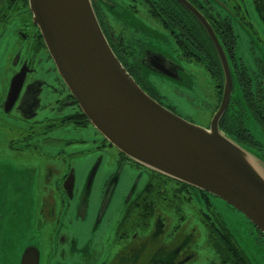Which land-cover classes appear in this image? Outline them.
<instances>
[{
    "label": "flooded vegetation",
    "instance_id": "obj_1",
    "mask_svg": "<svg viewBox=\"0 0 264 264\" xmlns=\"http://www.w3.org/2000/svg\"><path fill=\"white\" fill-rule=\"evenodd\" d=\"M187 1L210 24L226 53L231 70L232 94L219 120V128L239 143L264 153V144L257 141L246 126L247 119L252 118L264 132V53L257 56L252 46V66L238 54L240 31L253 33L262 41L264 48L263 39L254 29L251 13L245 6L246 0ZM250 2L253 14L264 26V0ZM92 3L113 52L138 85L183 119L210 128L223 100L225 78L216 46L201 22L178 0H92ZM110 8H117L119 14L111 16ZM119 8L128 9L130 13L121 14ZM140 21L149 25L152 21L162 26L174 38L187 62L203 65L213 81L214 92L202 109L193 107L188 114L180 112L166 106L152 89V83L146 78L147 72L163 65L175 76V79L166 78L183 82V69L173 59L158 54L144 42L134 40L136 35L146 38L150 34L147 29L144 30L146 24ZM197 37L208 38V45H201ZM208 52L212 54H206ZM0 54H3L0 74H5V77L0 75V156H8L10 161L0 162V186L8 187L1 196H13L18 193L14 188L25 183L24 186L34 185V189L29 190L31 196L42 199L38 205L36 226L33 214V225L27 230L30 234L21 238L20 233L15 253L9 261L1 259L6 244L2 237L5 221L0 216V264H21L28 247L38 249L39 264H196L197 256L193 249L195 233L191 230L182 236L185 216L180 212L184 204L190 205L197 196L207 205V212H202L204 224L208 215L217 213L210 201L213 195L156 175L136 164L91 124L58 72L34 19L30 0H0ZM155 56L165 60L160 62ZM21 73L24 77L18 78ZM12 90L15 96L10 100ZM53 93L55 99L45 104ZM197 120H204V123ZM70 128L78 132L91 130L102 150L109 151L118 161L135 165L147 173L144 187L138 190L143 177L140 172L113 221L108 220V216L116 212L115 209L110 211L115 177L106 184L96 216H90L91 192L99 162L90 172L84 189L76 192L75 168L56 157V138L53 134ZM36 161L46 164L40 165ZM24 168H28L29 173L26 177L17 178L18 171ZM76 196L80 198L78 205L71 207L69 203L64 204ZM55 199H59L62 205H56ZM166 211H170V215ZM71 218L74 220L70 221ZM174 219L179 221L172 224ZM84 223L90 226L88 233L81 230L80 226ZM216 255L218 258L212 264H223Z\"/></svg>",
    "mask_w": 264,
    "mask_h": 264
},
{
    "label": "water",
    "instance_id": "obj_2",
    "mask_svg": "<svg viewBox=\"0 0 264 264\" xmlns=\"http://www.w3.org/2000/svg\"><path fill=\"white\" fill-rule=\"evenodd\" d=\"M178 1L201 22L223 66V100L210 128L183 119L138 85L113 52L92 0H30V6L59 74L115 148L150 171L222 199L264 235V159L219 128L232 94L226 53L201 13L187 0ZM154 71L175 79L163 65ZM14 96L12 90L9 99ZM39 261L37 248L25 249L21 264Z\"/></svg>",
    "mask_w": 264,
    "mask_h": 264
},
{
    "label": "rangeland",
    "instance_id": "obj_3",
    "mask_svg": "<svg viewBox=\"0 0 264 264\" xmlns=\"http://www.w3.org/2000/svg\"><path fill=\"white\" fill-rule=\"evenodd\" d=\"M245 4L248 11L251 13L250 19L252 20L254 29L259 33V36L263 39L264 43V26L258 19V16L253 14L250 0H246ZM118 10L121 14L130 13L128 9L122 10V8H119ZM109 13L111 16L113 14L114 16L119 14L117 8L115 10L110 8ZM118 17L122 20L126 19L123 16ZM145 19L150 21L147 18ZM116 22L119 24L120 21L116 19ZM140 22L141 24H146L144 30L146 31L147 29L150 34H148L146 38L136 35L137 39L134 40L144 42L146 46L153 49L158 54L173 59L183 69V72H181L183 82H178L166 77L164 78V76L162 77L154 71L147 72L148 76H146V78L152 83V89H154L155 93L161 98L166 106L177 109L180 112L183 111L188 114L192 111L193 107L195 109H202L206 101L210 100L214 92L213 81L203 65L195 62H187V58L183 57L182 51L176 46L174 38L169 36L168 32L162 26L152 21L150 25L146 21ZM240 32L241 45L239 43L240 48L238 54L243 58L244 62L249 66H252V61H254L252 46L255 54L260 56L264 53V48L261 46L262 41L256 38L250 31ZM2 59L3 54H0V61ZM0 75L5 77L4 73H1ZM54 99L55 94L53 93L49 100L45 101V104L51 103L50 101H53ZM48 114V116H52L51 113ZM197 122L204 123V120H197ZM246 126L254 138L264 144V132L258 126L256 121L252 118L247 119ZM53 137L56 138L54 150L57 159L62 161L65 165H71L75 168L76 192L84 189L90 172L99 162V169L91 192L90 216H96V211L102 200L103 191L106 184L113 176L116 179V186L110 211L115 209L116 212H114V214H112V212L110 213L108 216V220L110 221H113L117 212L121 211L124 205V199L129 195L131 189L134 187V183L140 177L139 174L141 173H143V177L138 185V190L144 187L147 176L146 171L127 162L122 163L114 158L109 151L102 150L98 143H96V138L91 130L78 132L70 128L66 131L55 132ZM57 139H60L61 141H58ZM77 139H80L79 142H76ZM0 162L8 163L10 161L8 156L1 155ZM36 162L40 165L46 164L43 162L41 163L40 161ZM28 173V168L19 170L17 178L21 179L26 177ZM24 184L25 183H22L18 188H14L18 193L13 196L8 194L1 196L5 193L8 187L0 186V189L2 190V192H0V216L3 217L5 221V233H3L2 237L5 238L4 243L6 244V247H4L1 253V259H4L5 261H9L12 254L15 253L14 249L16 241L19 242L17 237L20 233L21 238L30 234L27 230H30L33 225V214L34 226H36V217L39 209L38 205L42 199L31 196L29 190L34 189L33 184L30 186H24ZM79 200L80 198L76 196L70 202L65 201L64 204L69 203L72 207L78 205ZM210 201L212 202L214 211L220 214L221 218L235 236L252 264H264L263 234L261 235L258 232L257 228L248 218L245 217V215L228 205L222 199L210 196ZM55 202L56 205H62H60L59 199H55ZM202 212H207V205H205L197 196L193 198L190 205L184 204L182 212H180L185 216L181 233L182 236H184L191 230H194L195 245L193 246V249L197 256L196 264H212L218 257L215 250L208 243L207 231L202 222ZM166 213L170 215V211H166ZM73 220V218L70 219V221ZM178 221L179 219H174L172 224H176ZM80 227L84 233L89 232L90 226L88 223H84V225ZM16 233H18V235Z\"/></svg>",
    "mask_w": 264,
    "mask_h": 264
},
{
    "label": "trees",
    "instance_id": "obj_4",
    "mask_svg": "<svg viewBox=\"0 0 264 264\" xmlns=\"http://www.w3.org/2000/svg\"><path fill=\"white\" fill-rule=\"evenodd\" d=\"M197 39L199 40V43L201 45H208V38L197 37ZM206 54H212V52H208ZM252 149L261 154L264 159L263 152L255 148ZM153 173L165 177L156 172ZM152 185L153 184H151L148 189H150ZM204 224L206 225L208 231V241L212 245L216 253L219 255L220 260H222L223 264H252L244 250L240 247V245H238L235 236L232 234L230 229L227 227L225 222H223L222 218L217 213L212 212L211 215H208L204 220Z\"/></svg>",
    "mask_w": 264,
    "mask_h": 264
}]
</instances>
